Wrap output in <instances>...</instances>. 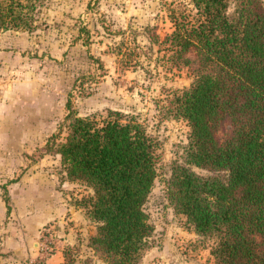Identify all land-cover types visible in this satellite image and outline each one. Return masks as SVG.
<instances>
[{
    "label": "trees",
    "instance_id": "obj_1",
    "mask_svg": "<svg viewBox=\"0 0 264 264\" xmlns=\"http://www.w3.org/2000/svg\"><path fill=\"white\" fill-rule=\"evenodd\" d=\"M43 4L0 0V31H34ZM191 5L173 13L174 31L162 41L194 76L166 106L191 127L168 200L196 234L214 241L213 264H264V2ZM67 109L46 150L60 156L67 180L90 190L77 204L97 226L90 247L109 264H141L155 233L146 205L158 178V143L121 112L81 117L72 100Z\"/></svg>",
    "mask_w": 264,
    "mask_h": 264
},
{
    "label": "rangeland",
    "instance_id": "obj_2",
    "mask_svg": "<svg viewBox=\"0 0 264 264\" xmlns=\"http://www.w3.org/2000/svg\"><path fill=\"white\" fill-rule=\"evenodd\" d=\"M186 8L193 9L191 0H44L34 31H0V122L21 140L13 154L27 159L12 177L0 176V264H109L90 247L97 226L77 207L89 188L67 180L60 156L46 150L69 100L81 117H133L158 143V178L146 205L155 233L141 264H213L214 241L196 234L167 195L191 127L169 117L166 106L194 76L162 41L174 31L173 13ZM45 185L50 203L70 209L44 226L29 225L26 192L35 200Z\"/></svg>",
    "mask_w": 264,
    "mask_h": 264
},
{
    "label": "crops",
    "instance_id": "obj_3",
    "mask_svg": "<svg viewBox=\"0 0 264 264\" xmlns=\"http://www.w3.org/2000/svg\"><path fill=\"white\" fill-rule=\"evenodd\" d=\"M14 131L11 124L5 125L0 122V173H4L0 176L12 177L13 174L22 166L26 164V160L22 157V154H13V148L16 144L21 143V140L15 139L16 136L12 134ZM27 143V141H23ZM21 155V156H20ZM17 169V170H16ZM33 174V173H32ZM40 177H43L41 175ZM37 185V184H34ZM49 188L52 187V184L49 183ZM41 187V186H40ZM43 192L39 191L40 198H34L31 196L30 192H26V200L23 203L24 209L28 212L26 214V220L29 225H35L41 227L54 220H57V217H61V213L64 211H69V205H60L56 207L54 201L50 203V193H46V185L41 187ZM53 194V191H52ZM49 199H48V197ZM69 208V209H68ZM0 210L2 215L5 210V203L3 197V191L0 188ZM77 212V213H76ZM75 215H79L80 212L74 209Z\"/></svg>",
    "mask_w": 264,
    "mask_h": 264
}]
</instances>
